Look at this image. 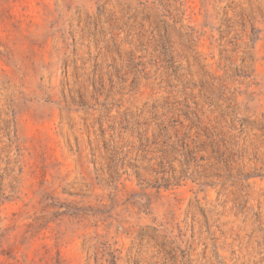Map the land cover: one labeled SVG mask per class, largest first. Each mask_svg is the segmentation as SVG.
Returning a JSON list of instances; mask_svg holds the SVG:
<instances>
[{
    "label": "rangeland",
    "instance_id": "rangeland-1",
    "mask_svg": "<svg viewBox=\"0 0 264 264\" xmlns=\"http://www.w3.org/2000/svg\"><path fill=\"white\" fill-rule=\"evenodd\" d=\"M0 264H264V0H0Z\"/></svg>",
    "mask_w": 264,
    "mask_h": 264
}]
</instances>
